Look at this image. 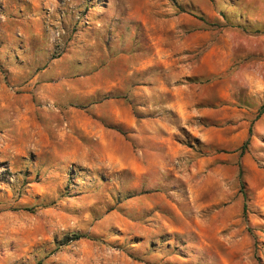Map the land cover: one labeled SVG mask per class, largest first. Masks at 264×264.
<instances>
[{
    "label": "rangeland",
    "instance_id": "obj_1",
    "mask_svg": "<svg viewBox=\"0 0 264 264\" xmlns=\"http://www.w3.org/2000/svg\"><path fill=\"white\" fill-rule=\"evenodd\" d=\"M263 103L264 0H0V264H264Z\"/></svg>",
    "mask_w": 264,
    "mask_h": 264
},
{
    "label": "trees",
    "instance_id": "obj_2",
    "mask_svg": "<svg viewBox=\"0 0 264 264\" xmlns=\"http://www.w3.org/2000/svg\"><path fill=\"white\" fill-rule=\"evenodd\" d=\"M264 111V103L260 106L259 108V113H262ZM80 236L78 235H75L73 238L71 239H78Z\"/></svg>",
    "mask_w": 264,
    "mask_h": 264
}]
</instances>
